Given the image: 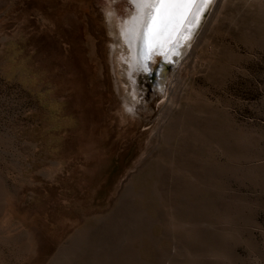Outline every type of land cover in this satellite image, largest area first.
I'll return each instance as SVG.
<instances>
[{
    "label": "rangeland",
    "instance_id": "374dc122",
    "mask_svg": "<svg viewBox=\"0 0 264 264\" xmlns=\"http://www.w3.org/2000/svg\"><path fill=\"white\" fill-rule=\"evenodd\" d=\"M216 2L175 43L179 82L141 83L142 116L107 17L133 16L132 0H0V264H52L133 181L139 223L102 264H264V0H222L189 55Z\"/></svg>",
    "mask_w": 264,
    "mask_h": 264
},
{
    "label": "bare ground",
    "instance_id": "6f19581e",
    "mask_svg": "<svg viewBox=\"0 0 264 264\" xmlns=\"http://www.w3.org/2000/svg\"><path fill=\"white\" fill-rule=\"evenodd\" d=\"M195 1L196 0H194V2ZM210 1L211 0H204L201 9L199 8L200 10H196L195 6H200V0H197L194 5V2L189 3L186 2V0H154L151 8H147L146 6L149 0H132L135 11H131L133 16L130 15L127 19L118 16L116 9L109 10L107 17L110 22L111 32L115 36V42L112 48L115 50L118 74L125 85L124 95L126 100L124 103L127 102L126 107L130 112L142 116L149 115L144 104L145 96L147 95L146 89L149 86H154L155 90L162 91L166 96V92L169 89V87L167 90L163 89L166 86L164 84L166 77H173L171 83L179 82L178 73L173 74L171 72L166 75L165 71L169 63L172 62L176 65L177 57L179 54L183 53V47L180 42L184 44L188 42V38L192 36L190 33H192L191 28L195 25L194 22L199 18V14H201L203 9L205 10ZM221 1L222 0H217L214 5L189 55L193 52L195 45L205 33ZM193 9L194 18L188 23L191 27L188 25L190 28H188V31H185L182 40L176 44L175 50H171L172 52L167 51L171 53H169L170 55L168 58L166 57L167 60L165 61V56L167 55L163 54L165 52L164 47L171 37V30H174L172 25L174 27L176 26V30L181 26L184 16L189 13V10ZM137 10H140L141 15L136 17L135 13ZM157 17H159L160 21L156 20ZM161 29H163V33L160 31ZM146 39L148 40L147 46L145 45ZM134 72L139 74V79L138 76L134 77ZM164 75L165 79L163 78ZM144 80H150L148 82L149 86L145 85L146 83L143 84L145 87L142 86L141 83H143ZM167 98V100H171L173 103L175 93L173 91L170 92ZM186 111L188 114L190 113L189 108H186ZM186 111L185 113H187ZM180 118L189 120L188 116L184 114ZM179 120L178 117H171L166 123L163 138L164 143H162L161 148L162 154H164L165 151L170 152V148L167 147L172 143L175 136L174 132L176 133L178 129H182L179 123L182 125L183 123L182 120ZM146 169L141 170L137 179L140 177L145 178L147 175H150V172ZM157 172L155 174H157ZM137 186H139L137 181H133L131 185H128L117 202L115 209L107 214V216H96L89 220L85 226L73 236L69 244L61 248L52 264H55L56 260H61V262L65 264V262H71L74 259H83L90 262L92 261L93 264H102V258L105 259L106 251L114 249V246H117L116 244L122 239L127 240L132 236V229L129 225L127 226V224H135L134 222H137V224L139 223L137 201L141 192L137 191ZM109 225L112 226L111 230L99 232L101 228H107Z\"/></svg>",
    "mask_w": 264,
    "mask_h": 264
},
{
    "label": "water",
    "instance_id": "95a60500",
    "mask_svg": "<svg viewBox=\"0 0 264 264\" xmlns=\"http://www.w3.org/2000/svg\"><path fill=\"white\" fill-rule=\"evenodd\" d=\"M197 1V0H196ZM195 1V2H196ZM195 2L193 3V5L195 4ZM166 5V4H165ZM195 8H196V10L198 9V7H196L195 6ZM194 8V9H195ZM194 9L193 10H189V13L186 15V16H184V18H183V22L181 23V26H179L176 30H175V27L172 25V27H173V29L174 30H171V37L168 39V42L166 43V45H165V52L163 53V54H165V55H167V58H168V56L170 55L169 53H171L172 51H174L175 50V47L176 46H174V43L175 42H178L179 40H181L182 39V37L184 36V33H185V31L187 30V28H188V23L194 18L193 16V11H194ZM195 10V11H196ZM157 21L159 20V17H157V19H156ZM160 21V20H159ZM162 33H163V29H161L160 30ZM172 50V51H171ZM167 51H171V52H167ZM167 58H166V56H165V61L167 60Z\"/></svg>",
    "mask_w": 264,
    "mask_h": 264
},
{
    "label": "snow or ice",
    "instance_id": "6c2138e0",
    "mask_svg": "<svg viewBox=\"0 0 264 264\" xmlns=\"http://www.w3.org/2000/svg\"><path fill=\"white\" fill-rule=\"evenodd\" d=\"M186 2H189V3H191V2H194V0H186Z\"/></svg>",
    "mask_w": 264,
    "mask_h": 264
}]
</instances>
